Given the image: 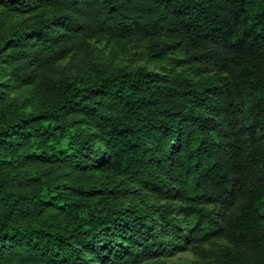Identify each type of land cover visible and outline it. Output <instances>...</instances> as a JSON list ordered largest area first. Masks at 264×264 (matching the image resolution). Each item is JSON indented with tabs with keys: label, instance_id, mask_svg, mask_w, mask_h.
Here are the masks:
<instances>
[{
	"label": "trees",
	"instance_id": "obj_1",
	"mask_svg": "<svg viewBox=\"0 0 264 264\" xmlns=\"http://www.w3.org/2000/svg\"><path fill=\"white\" fill-rule=\"evenodd\" d=\"M184 253L264 264V0H0V264Z\"/></svg>",
	"mask_w": 264,
	"mask_h": 264
},
{
	"label": "rangeland",
	"instance_id": "obj_2",
	"mask_svg": "<svg viewBox=\"0 0 264 264\" xmlns=\"http://www.w3.org/2000/svg\"><path fill=\"white\" fill-rule=\"evenodd\" d=\"M105 62L115 66H126L128 68L146 67L150 70L157 71V68L152 65L147 59L140 56L136 51H130L126 54L108 55L106 52ZM65 67L70 70H81L88 67V63L83 58H75L69 60ZM167 264H197L196 258L190 253L179 254L171 259L166 260Z\"/></svg>",
	"mask_w": 264,
	"mask_h": 264
}]
</instances>
